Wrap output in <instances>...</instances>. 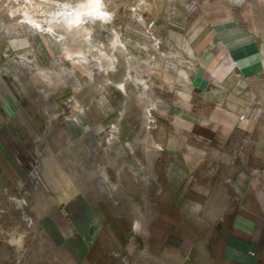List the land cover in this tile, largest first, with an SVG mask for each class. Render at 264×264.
I'll use <instances>...</instances> for the list:
<instances>
[{
    "label": "rangeland",
    "instance_id": "374dc122",
    "mask_svg": "<svg viewBox=\"0 0 264 264\" xmlns=\"http://www.w3.org/2000/svg\"><path fill=\"white\" fill-rule=\"evenodd\" d=\"M86 1L0 0V74L17 75L21 84L31 77L58 93L39 94L31 103L47 125V138L63 139L65 151L67 138L81 141L66 169L82 174L78 180L95 206L89 242L70 236V216L63 241L39 225L24 202L45 182L39 170L46 147L33 146L25 164L30 191L0 199V220H14L16 229L0 240V264H205L211 236L228 234L232 223L264 224V130L256 124L259 113L264 116V67L243 75L241 99L227 97L222 105L215 92H199L191 74L214 43L215 28L230 21L253 35L264 58V0H102L113 17L86 24L91 42L60 24L53 26L55 34L45 30L55 11ZM29 17L41 19L45 29L28 24ZM141 78L145 94L136 83ZM43 88L38 90L47 94ZM234 104L245 112L233 113ZM124 158L145 175L121 169ZM218 170H249L252 176L235 178L234 187L215 177ZM87 172L91 177H83ZM199 219L207 226L201 228ZM79 243L87 256L79 255ZM110 250L115 254L104 257ZM255 257L264 264V243Z\"/></svg>",
    "mask_w": 264,
    "mask_h": 264
},
{
    "label": "crops",
    "instance_id": "0c3cea01",
    "mask_svg": "<svg viewBox=\"0 0 264 264\" xmlns=\"http://www.w3.org/2000/svg\"><path fill=\"white\" fill-rule=\"evenodd\" d=\"M214 34L216 36L214 43L204 49L200 63L191 76H193L199 92L206 94L215 92L216 103L222 105L225 101L224 98H242V87L245 83L242 80L243 75L244 77L248 76L252 71L258 70L259 67H264V58L259 57L257 51L259 49H257L253 35L236 21L227 22L224 26H217ZM17 41L14 40V42ZM24 46L25 42L13 45V47L19 48ZM40 61L42 70L45 59H40ZM57 64L55 63V65ZM189 77L188 73V79ZM18 82L17 75L16 77L14 75L7 77L0 74V199L3 200L4 195H14L22 190L25 193L30 191L31 180L29 175L31 174L27 173L25 168L29 158V149L35 145L46 147L43 151L44 155L41 157V169L39 170L40 178H44L45 182L42 181V185L40 184L42 190L33 199H29V202L24 199L25 209L29 211L32 218L38 221L39 225L48 226L50 232L55 234L56 241H63L64 235H70V229L67 225L72 222V234L70 236L81 237V243L89 242L86 234L94 235L95 233L90 229V226L94 224L92 219L94 218L95 206L86 193L87 189L81 187L78 180L82 174L66 169L67 162L71 160V154L77 153V147L81 141L75 137L67 138L66 146L68 149L65 151L63 139L47 138V125L39 116L40 110H36L31 102L37 96L40 98L39 94L47 98L50 95H58V93L49 91L43 81L38 83L39 86L34 84L31 77L24 76L23 84ZM40 87H44L48 93H41L38 90ZM49 110L47 106L45 112L49 114ZM262 110L264 108L260 109V111ZM244 112L243 107L239 108L234 104L233 113L238 115ZM257 117V126L264 130V116L259 113ZM71 122H67L68 126L72 124ZM74 134L76 135V133ZM87 140L89 141L88 138ZM48 146L55 148L49 149ZM219 158L226 162L230 156L222 154ZM125 167L127 166L120 165L121 169ZM198 172L200 179L206 177L203 171ZM214 174L217 178H227L225 182L234 187L237 185L235 178L239 177L244 180L252 176L249 170H218ZM90 175L91 173L87 172L83 177L89 178ZM221 184L224 188V183ZM47 187V192H44V188ZM252 187L253 184H250L246 192H250ZM241 191L240 187L235 188V192L240 193ZM189 192L191 193V191ZM82 199L84 202L81 201ZM64 203H70V206L66 208ZM103 208L107 209V206L104 205ZM65 210L67 211L65 212ZM66 215L70 216V222L67 221ZM199 220L202 223L201 228L207 226L208 221L206 219ZM14 226V220L10 218L1 219L0 240L13 235L16 231ZM231 226L232 230L228 234L211 236L213 238L211 240L212 245L206 246L203 252L206 255H211L207 258L203 257L205 264L257 263L256 253L258 255L262 251L264 243V224H261L258 229L254 223L242 222L241 225L237 222L232 223ZM23 232L25 238L30 235V231L26 229ZM75 240H77L76 237ZM107 241L111 245V237ZM83 245L80 244L79 246L81 253L79 255L85 257L87 250L84 249ZM113 254L115 252L110 250L103 253V256L111 257Z\"/></svg>",
    "mask_w": 264,
    "mask_h": 264
},
{
    "label": "bare ground",
    "instance_id": "6f19581e",
    "mask_svg": "<svg viewBox=\"0 0 264 264\" xmlns=\"http://www.w3.org/2000/svg\"><path fill=\"white\" fill-rule=\"evenodd\" d=\"M91 1L95 2V0H88L85 3H82V5H80V6H75V5L74 6H70V7L65 6L64 9H59V10L55 11L53 13L50 21H49L50 25L47 26V29H45V27H43V22H42L41 19H36L34 17H29L25 21L28 24H30L31 26H34L36 28H42V30L44 28L46 31L53 32L54 34H55V31L53 29V26L60 24L62 26H65L64 27L65 29L70 30L71 32H73L74 35L77 36V38H81V40H83L85 42H91L92 41L91 40L92 29L89 28L88 26H86V24L88 22L90 23V22H93L94 20H98V19L99 20H104V21L106 20V21L110 22V20L113 17L111 12H109L107 9L103 8L102 0H101V6L96 11H93V8L88 9V10H85V9L81 8V7H83V5L91 4L92 3ZM100 13H103V15H100ZM152 36L154 37L155 40H157L156 37L153 34H152ZM154 43H156V42H154ZM109 61H112V59L109 58ZM55 63H59V61L57 60V61H55ZM25 64L27 66L29 65L28 63H25ZM171 65H172V63H171ZM172 67H174V66H172ZM136 83L138 84L141 93L145 94V92H146L145 81L141 78V79H137ZM100 128L101 127H98V129H100ZM106 133H108V132H106ZM106 137H109V135L107 134ZM121 166L130 167L132 172H134L137 175H145V173H144L143 169L141 168V166L137 165L130 158H124L122 160V162H121ZM103 177L105 178L104 175H103ZM19 242L20 241L17 240L18 245H19Z\"/></svg>",
    "mask_w": 264,
    "mask_h": 264
},
{
    "label": "clouds",
    "instance_id": "9594fccd",
    "mask_svg": "<svg viewBox=\"0 0 264 264\" xmlns=\"http://www.w3.org/2000/svg\"><path fill=\"white\" fill-rule=\"evenodd\" d=\"M101 6V0H95V3L93 4V11H96ZM100 15H103V13H100Z\"/></svg>",
    "mask_w": 264,
    "mask_h": 264
},
{
    "label": "built area",
    "instance_id": "2783aa9c",
    "mask_svg": "<svg viewBox=\"0 0 264 264\" xmlns=\"http://www.w3.org/2000/svg\"><path fill=\"white\" fill-rule=\"evenodd\" d=\"M36 167H37V166H34V165L31 166V170H33V171L35 170V171H36ZM36 172H38V171H36ZM252 253H253V252H252Z\"/></svg>",
    "mask_w": 264,
    "mask_h": 264
}]
</instances>
